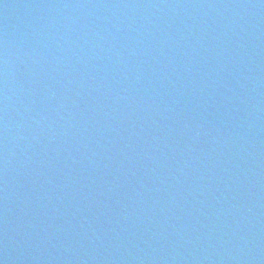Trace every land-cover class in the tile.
I'll return each mask as SVG.
<instances>
[{
	"label": "water",
	"instance_id": "water-1",
	"mask_svg": "<svg viewBox=\"0 0 264 264\" xmlns=\"http://www.w3.org/2000/svg\"><path fill=\"white\" fill-rule=\"evenodd\" d=\"M0 264H264V0H0Z\"/></svg>",
	"mask_w": 264,
	"mask_h": 264
}]
</instances>
